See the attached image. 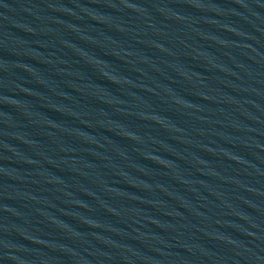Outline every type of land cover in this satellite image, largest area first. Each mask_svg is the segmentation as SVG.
Segmentation results:
<instances>
[{
    "label": "water",
    "instance_id": "95a60500",
    "mask_svg": "<svg viewBox=\"0 0 264 264\" xmlns=\"http://www.w3.org/2000/svg\"><path fill=\"white\" fill-rule=\"evenodd\" d=\"M0 264H264V0H0Z\"/></svg>",
    "mask_w": 264,
    "mask_h": 264
}]
</instances>
